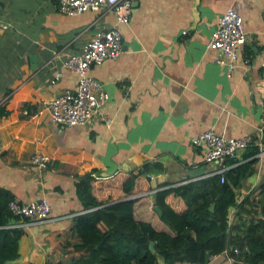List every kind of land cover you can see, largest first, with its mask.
<instances>
[{"label":"crops","instance_id":"0c3cea01","mask_svg":"<svg viewBox=\"0 0 264 264\" xmlns=\"http://www.w3.org/2000/svg\"><path fill=\"white\" fill-rule=\"evenodd\" d=\"M131 2L128 22L118 24L121 51L88 70L106 100L83 124L68 127L53 123L48 109L74 87L63 60L114 25V15L104 8L63 14L55 0H0V188L20 204L45 199L55 218L23 229L21 260L28 264H71L86 254L71 230L72 218L92 207L86 174L107 190L118 184L107 182L115 172L147 164L151 189L119 199L135 198L205 171L203 149L190 143L201 131L248 136L251 146L237 162L264 147L257 130L264 125V0ZM230 5L246 39L227 76L205 45ZM35 154L45 157L41 165L31 161ZM255 159L239 197L263 174L264 154ZM204 185L211 198L209 181ZM199 190L186 195L188 207L202 202ZM204 264L233 263L220 253Z\"/></svg>","mask_w":264,"mask_h":264},{"label":"trees","instance_id":"16d2710c","mask_svg":"<svg viewBox=\"0 0 264 264\" xmlns=\"http://www.w3.org/2000/svg\"><path fill=\"white\" fill-rule=\"evenodd\" d=\"M255 162V158L239 162L222 182L212 176L123 199L119 198L151 189L147 164L115 172L107 182L118 184L107 190L102 188L106 183H95L86 174L92 207L74 216L71 225L77 247L86 254L71 264H204L228 247L237 250L236 254L230 251L236 260L233 264H264V183L238 200L240 185ZM206 181L213 192L211 198H205ZM197 189L202 202L190 208L185 197ZM11 197L0 188V264H28L21 260L24 231L11 226L19 221L8 209ZM149 242L154 245L152 251Z\"/></svg>","mask_w":264,"mask_h":264},{"label":"built area","instance_id":"2783aa9c","mask_svg":"<svg viewBox=\"0 0 264 264\" xmlns=\"http://www.w3.org/2000/svg\"><path fill=\"white\" fill-rule=\"evenodd\" d=\"M55 1L58 12L63 14L74 15L84 11H97L104 8L110 10L115 18L114 25L95 33L83 44L78 53H68L63 60V66L75 74L74 87L64 89L51 99L48 103V109L49 118L53 123L69 127L83 124L90 118L95 108L102 105L106 100V93L88 75V70L91 65L105 59L114 58L121 51V34L118 24L128 22L132 2L131 0ZM245 39L246 34L242 27V18L236 9L230 5L217 17L215 27L205 45L206 49L213 53L212 61L221 65L227 76L231 75L238 67L239 51ZM244 61L246 60H242L243 63ZM257 130L259 133L264 132V125L259 126ZM190 143L194 147L203 149L205 171L191 180L185 179L173 185L212 176L218 177L219 182H222L225 179V173L239 163L234 161L237 153L251 146V140L248 136L226 137L209 129L193 136ZM257 147V152L252 157L260 159L264 154V147H260V145ZM44 160L43 155L35 154L31 156V161L36 164L41 165ZM240 199L241 196L238 200ZM8 209L11 214L19 217V221L11 226L22 229L55 219L50 216L51 209L48 201L42 198L26 204H20L15 199H11L8 202ZM76 213L72 214L75 215ZM230 251L234 254L237 253L236 248L230 249L229 247L220 253L230 262H236L230 256Z\"/></svg>","mask_w":264,"mask_h":264},{"label":"water","instance_id":"95a60500","mask_svg":"<svg viewBox=\"0 0 264 264\" xmlns=\"http://www.w3.org/2000/svg\"><path fill=\"white\" fill-rule=\"evenodd\" d=\"M261 140H262V143L264 144V132L262 133L261 135ZM264 183V171H263V174L260 178V180L258 181V183L251 189V192H253L254 190H256L258 187H260L262 184ZM213 208V204H210L209 206V209L211 210ZM154 210L159 214L160 211L157 207H154ZM151 247H152V242H149L148 244V248L149 250H151Z\"/></svg>","mask_w":264,"mask_h":264}]
</instances>
